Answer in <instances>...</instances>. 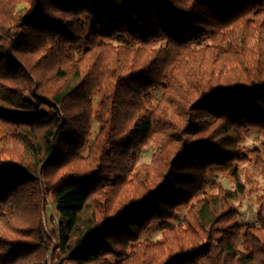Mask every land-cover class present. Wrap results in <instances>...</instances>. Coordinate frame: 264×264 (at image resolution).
<instances>
[{
    "label": "trees",
    "instance_id": "16d2710c",
    "mask_svg": "<svg viewBox=\"0 0 264 264\" xmlns=\"http://www.w3.org/2000/svg\"><path fill=\"white\" fill-rule=\"evenodd\" d=\"M24 1L8 25L0 8V264H130L135 250L156 246L140 242L150 223L187 206L170 232L184 225L176 234L208 243L171 259L264 264V183L257 224L241 233L247 187L236 168L264 175V142L244 144L245 133H264V0ZM123 37L135 46L109 44ZM93 118L99 132L83 158ZM148 142L157 145L149 178L134 173L135 150ZM65 153L89 167L46 178ZM216 169L232 189L212 192ZM41 179L59 216L51 231ZM139 184L121 202L111 196ZM25 185L42 204L31 209L36 225L15 222L28 206Z\"/></svg>",
    "mask_w": 264,
    "mask_h": 264
},
{
    "label": "rangeland",
    "instance_id": "374dc122",
    "mask_svg": "<svg viewBox=\"0 0 264 264\" xmlns=\"http://www.w3.org/2000/svg\"><path fill=\"white\" fill-rule=\"evenodd\" d=\"M1 7H6V11L3 16L2 23L4 25L7 24V20H9V17L12 13L16 16H21L25 14L26 10L29 8V4L26 3L24 0H3L0 4ZM3 10V8H2ZM2 15V13H1ZM58 15V14H55ZM109 44L113 46H120V45H126L129 47L135 46L134 43L128 38L123 37L119 39H115L114 41H111ZM94 55V54H93ZM48 86H53V83H49ZM77 105V100L74 102L73 108H75ZM76 111H71L70 115H73ZM82 112V111H80ZM64 117V114L62 115ZM91 132L90 136L87 137L85 141L84 148L81 150V155L83 158H87L89 154V148L95 141V138L99 132V124L98 122L93 118L91 121ZM262 142H264V133L259 132L258 130H251L247 133H245V146L248 150H253L256 148H260L262 145ZM157 150V145L152 143H145L140 146H138L135 150L137 153L136 156V164L134 166V173L135 171L141 169L142 171H147V177L149 178L150 174H154V168H150L152 166V156ZM95 154H93L94 156ZM65 159V161H64ZM68 153H65V155L60 159L56 160L57 162L62 161L59 165H56V168L49 170L46 178L50 179H58L60 176L63 175L65 172H71L74 171L75 173H83L85 168L89 164L87 162H78L74 161L72 158H69L68 160ZM87 165V166H86ZM68 167V168H67ZM236 168L243 171V181L246 184L247 187V195L246 197L240 201L238 204V208L240 211V218L238 219L237 223L240 227L241 233L245 230V228L249 226H253L257 224V196L261 195L262 192H257V185H262L264 183V175H262L260 172H258L252 164H237ZM117 170L119 168H116ZM116 170V171H117ZM209 181L210 186H216V189L212 190V192H217V187L222 186L225 189H232L233 184L230 180V178L227 175V172L222 169H216L211 171L209 174ZM132 176H128V179H131ZM126 180V181H127ZM134 180V179H133ZM131 181V180H130ZM41 193L44 197V204L42 206L40 201H37V197L35 196H28L30 192L32 191L30 186H24L21 192V197L23 196L24 192L26 193L25 200L28 202L27 208H25L20 216L18 217L16 224L17 225H36L37 223V217L38 214L36 211H32L31 209L38 208L37 203L39 207L42 206V221L43 225L45 226L46 231H51L52 229H57L58 222H59V216L56 211V206L53 202V198L50 194H46L45 192L48 190V186L45 182V180L41 179ZM108 183V181H106ZM127 183H130L129 181ZM148 183V182H147ZM135 186L130 185L128 187H122L120 189L113 190V193L111 192V196L113 199H116V201L119 200V202L123 201L127 197H130L140 191L142 189V186ZM121 187V185H118ZM99 192L97 191L96 196L93 198L102 199L99 197ZM196 200H194L195 202ZM30 207V210H29ZM189 211V206L187 207H179L176 209V217L170 220L160 221L155 220L154 222L150 223L149 227L145 230V232L142 234V237L140 239V242H148L151 244H155L156 246L150 247V246H142L134 251V254L132 257L133 259L129 260L127 263L130 262V264H186L190 257L187 255L181 256L176 259H171L173 256V253L175 251H178L182 248H187L186 251L191 250V248L195 246H206L207 240L206 238H203L204 236H208L205 234H194V233H188L182 236H179L180 234H176L179 232L185 231V226H181L182 229H177L173 232H170L177 226L181 225L183 223L185 214ZM169 232V233H167ZM166 233V235H164ZM216 234V233H214ZM12 238L14 236H11ZM212 237V236H211ZM209 237V238H211ZM217 236H214L216 238ZM165 239V243L162 245H158V243L161 240ZM168 239V240H166ZM241 240V238L239 239ZM166 241L168 243H166ZM216 239H214V242ZM239 244H241V241H239ZM199 249V248H197ZM186 251H180V252H186ZM171 253V254H170ZM198 254V250H196V254ZM141 257V261L139 260ZM171 259V260H170ZM48 264H54L52 262V259H48ZM68 264V263H65Z\"/></svg>",
    "mask_w": 264,
    "mask_h": 264
}]
</instances>
